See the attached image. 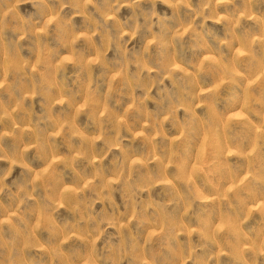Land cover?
Instances as JSON below:
<instances>
[{"label": "rangeland", "instance_id": "1", "mask_svg": "<svg viewBox=\"0 0 264 264\" xmlns=\"http://www.w3.org/2000/svg\"><path fill=\"white\" fill-rule=\"evenodd\" d=\"M0 264H264V0H0Z\"/></svg>", "mask_w": 264, "mask_h": 264}]
</instances>
